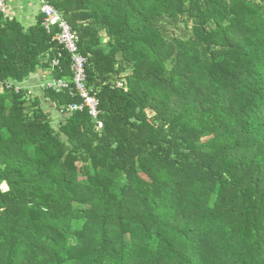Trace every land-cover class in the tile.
Masks as SVG:
<instances>
[{"label":"trees","instance_id":"obj_1","mask_svg":"<svg viewBox=\"0 0 264 264\" xmlns=\"http://www.w3.org/2000/svg\"><path fill=\"white\" fill-rule=\"evenodd\" d=\"M49 2L101 114L47 86L44 15H0V264H264V0Z\"/></svg>","mask_w":264,"mask_h":264},{"label":"built area","instance_id":"obj_2","mask_svg":"<svg viewBox=\"0 0 264 264\" xmlns=\"http://www.w3.org/2000/svg\"><path fill=\"white\" fill-rule=\"evenodd\" d=\"M9 3V0H0V15L7 14ZM40 13L44 15L42 26L48 33H51L54 28L58 29L57 40L71 56V71L73 74L70 82L59 79L48 82L47 86L58 93L68 91L72 97L79 98L81 102L70 105L68 109L72 112L88 110L93 119L99 122L101 114L100 101L94 88L88 84L86 68L88 58L79 50V34L73 30L72 26L64 19L63 14L52 6L49 0H40ZM52 64L53 67H57L59 61L55 60ZM118 86L123 88V83H118ZM6 87L12 88L9 84ZM15 90L18 92L20 89L16 87ZM100 127H102L101 123Z\"/></svg>","mask_w":264,"mask_h":264},{"label":"crops","instance_id":"obj_3","mask_svg":"<svg viewBox=\"0 0 264 264\" xmlns=\"http://www.w3.org/2000/svg\"><path fill=\"white\" fill-rule=\"evenodd\" d=\"M39 15L40 0H37V3H35V0H10L6 17L8 19L15 18L19 22H21L20 20L23 19L27 23V25L23 22L21 23L25 28H29L36 24ZM46 78H49L46 73H43V71H39L36 74H32L25 82L17 85H21V88L30 91L32 96L44 99L45 96L43 98V91L41 87L44 85V81H46ZM4 88V84H0V93L4 91ZM44 100L46 101V99ZM51 105L52 103L50 104V102L47 101L46 109L49 111H53V109L50 107Z\"/></svg>","mask_w":264,"mask_h":264},{"label":"rangeland","instance_id":"obj_4","mask_svg":"<svg viewBox=\"0 0 264 264\" xmlns=\"http://www.w3.org/2000/svg\"><path fill=\"white\" fill-rule=\"evenodd\" d=\"M256 1H260V0H256ZM23 3H24V2H23ZM35 3H37V0H35ZM20 21L27 25V23H26L23 19H21ZM177 34H180V33L178 32ZM104 39H105V38H104ZM104 42H106V39H105ZM125 76H126V74H124V77H125ZM119 82L125 83L124 81H119ZM17 86H20V87H21V85H17ZM20 87H18V88L20 89ZM46 107H47V105L44 106L45 109H46ZM53 110H54V109H53ZM149 113H150V112H149ZM55 115H56V112H55ZM55 115H54V118H55V119H58V116L56 117ZM56 124H57V122L55 123V126H56ZM1 188H2L3 191H7V190H8V187H7V188L4 187V184L1 186Z\"/></svg>","mask_w":264,"mask_h":264},{"label":"water","instance_id":"obj_5","mask_svg":"<svg viewBox=\"0 0 264 264\" xmlns=\"http://www.w3.org/2000/svg\"><path fill=\"white\" fill-rule=\"evenodd\" d=\"M105 41V39H102V42H104Z\"/></svg>","mask_w":264,"mask_h":264}]
</instances>
